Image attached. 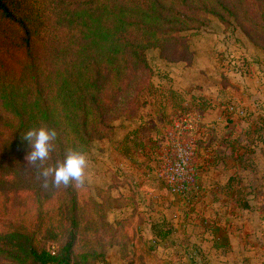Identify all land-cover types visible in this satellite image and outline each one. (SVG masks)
I'll list each match as a JSON object with an SVG mask.
<instances>
[{
    "label": "trees",
    "instance_id": "1",
    "mask_svg": "<svg viewBox=\"0 0 264 264\" xmlns=\"http://www.w3.org/2000/svg\"><path fill=\"white\" fill-rule=\"evenodd\" d=\"M255 2L263 15L264 0H0V213L21 192L34 207L28 223L14 222L0 235V252L18 264H86L89 253L74 254V188L53 187L52 177L42 187L22 135L34 127L57 131L45 167L62 162L69 149L89 152L112 128L108 109L131 69H149L151 51L160 56L184 33L207 29L213 17L238 22L239 7ZM244 35L264 53V44ZM56 199L69 225L59 233L66 240L50 249L40 235L42 210ZM48 227L47 238L55 240L57 228ZM128 244L125 232L119 246Z\"/></svg>",
    "mask_w": 264,
    "mask_h": 264
},
{
    "label": "rangeland",
    "instance_id": "2",
    "mask_svg": "<svg viewBox=\"0 0 264 264\" xmlns=\"http://www.w3.org/2000/svg\"><path fill=\"white\" fill-rule=\"evenodd\" d=\"M258 6L259 2H255L253 7L248 4L239 7L238 22L230 21L231 25L213 17L207 29L189 31L177 38L175 46L160 55L162 58L151 51L149 69L130 70L124 88L108 109L112 128L95 140L93 149L84 153L90 162L87 183L72 185L78 220L73 229L74 254L80 259V254L89 253L86 264H176L158 262L165 259L158 254V242L150 243V246L147 243L151 239H148V233L143 234L144 240L141 237L137 240L135 227L144 211L140 209L142 206H137L140 210L134 209L133 202L141 200L139 198L149 190L157 189L153 185L144 187L147 183L139 184L142 177H148L141 172V166L149 162L153 142L156 147L168 148V131L181 115L196 118L200 112V93L204 87L214 86L219 77H224L220 73L222 68L230 67L228 59L235 51L234 47L264 54L244 35L248 32L257 44H264V12L261 15ZM183 43L186 48L181 47ZM207 46L211 52L205 50ZM223 46L224 51H217ZM231 106L229 104L228 108ZM238 113L243 115L244 112L239 110ZM158 140H162L161 145L157 144ZM156 179L157 197L163 204L172 193L158 177ZM19 194L12 196L8 210L0 213V235L12 230L14 222L28 223L34 213L31 196L27 192ZM62 201L56 199L43 206L40 235L47 240L43 243L46 248L56 249L66 240L59 235H64L69 225L64 221L65 204ZM60 221L61 227H58ZM49 223L57 228L53 229L57 233L55 240L48 239L45 234L46 228H52L48 227ZM125 232L129 244L127 249H122L119 242ZM156 237L160 238L157 234ZM0 264L18 263L0 252Z\"/></svg>",
    "mask_w": 264,
    "mask_h": 264
},
{
    "label": "crops",
    "instance_id": "3",
    "mask_svg": "<svg viewBox=\"0 0 264 264\" xmlns=\"http://www.w3.org/2000/svg\"><path fill=\"white\" fill-rule=\"evenodd\" d=\"M234 50L230 67L220 73L224 77L200 93V112L187 132L197 151L195 190L186 198L172 194L160 202L154 173L166 148L154 142L149 162L141 166L148 177L139 184L157 189L133 202L134 209L144 211L136 237L144 240L148 233L149 246L158 242V254L165 259L158 262L264 264V54ZM157 228L166 232L165 238L156 237Z\"/></svg>",
    "mask_w": 264,
    "mask_h": 264
},
{
    "label": "clouds",
    "instance_id": "4",
    "mask_svg": "<svg viewBox=\"0 0 264 264\" xmlns=\"http://www.w3.org/2000/svg\"><path fill=\"white\" fill-rule=\"evenodd\" d=\"M58 133L55 129L46 127L32 128L22 135V142L26 141L30 151L25 159L28 164L39 170L43 178L42 187H49V177H52L51 186L59 188L69 187L73 184L84 186L87 183V170L89 159L86 154L69 149L65 159L55 167H45V162L50 159L54 151V142Z\"/></svg>",
    "mask_w": 264,
    "mask_h": 264
},
{
    "label": "built area",
    "instance_id": "5",
    "mask_svg": "<svg viewBox=\"0 0 264 264\" xmlns=\"http://www.w3.org/2000/svg\"><path fill=\"white\" fill-rule=\"evenodd\" d=\"M196 120L181 115L168 131V148L163 162L155 171L166 188L174 195L186 198L196 188L197 170L195 140L187 132L194 129ZM186 136H183V134ZM172 264V263H171Z\"/></svg>",
    "mask_w": 264,
    "mask_h": 264
}]
</instances>
